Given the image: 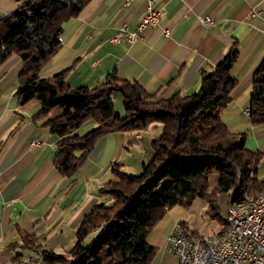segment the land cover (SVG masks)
<instances>
[{
	"label": "trees",
	"instance_id": "obj_1",
	"mask_svg": "<svg viewBox=\"0 0 264 264\" xmlns=\"http://www.w3.org/2000/svg\"><path fill=\"white\" fill-rule=\"evenodd\" d=\"M17 1L18 6L0 18V64L12 54L21 57L18 103L40 101L32 118L43 119L58 136L54 165L62 175L77 172L98 137L162 123L159 136L151 139L152 157L138 173L111 164L115 176L100 192L112 202L91 207L67 252L40 248L38 237L26 231H21V247L40 248L41 259L50 264H150L157 251L148 240L150 231L168 209L189 207L196 197L207 196L210 172L218 174V190L231 195H252L264 187V175L258 174L264 151L248 148L247 133L231 130L221 118L238 84L231 71L239 54L236 42L212 69L202 70L199 88L188 94L149 92L137 81L120 78L115 69L96 85L72 86L66 79L72 65L51 76L40 71L60 47L64 22L90 0ZM116 94L122 97L124 113L115 109ZM249 105L251 124H263L264 58L253 73ZM90 119L96 125L78 133ZM209 202L218 214L216 197Z\"/></svg>",
	"mask_w": 264,
	"mask_h": 264
},
{
	"label": "crops",
	"instance_id": "obj_2",
	"mask_svg": "<svg viewBox=\"0 0 264 264\" xmlns=\"http://www.w3.org/2000/svg\"><path fill=\"white\" fill-rule=\"evenodd\" d=\"M157 3V25L144 29L131 42L123 39L113 43L110 36L122 22L134 28L141 20L145 0H131L129 4L125 0H90L77 16L64 22L60 47L40 75L51 76L72 65L66 76L68 83L93 86L115 69L120 78L137 81L149 92L161 96L177 91L188 94L199 88L202 70L212 69L236 42L239 54L231 71L238 84L230 103L221 110L222 120L234 129L236 110L250 104L253 73L264 58V0ZM18 4L17 0H0V18ZM204 15L215 21L202 22L199 17ZM22 65L17 54L0 64V264H18L22 253L32 255L29 264H50L41 259L40 248L67 252L83 216L95 203L107 200L96 180L111 165L110 152L115 143L113 132L98 137L76 174L62 175L54 165L58 136L43 124V119L32 118L40 101L18 103L15 92ZM83 125L88 130L96 121L90 119ZM252 131L257 149L264 151V123L254 125ZM133 132L134 141L145 140L140 130ZM137 134L142 138L137 139ZM32 139L42 143L32 144ZM131 143L128 140L124 146L129 148ZM175 222H184L190 231L198 233L187 207L168 209L148 235L157 247L150 264H179L177 256L165 249ZM21 231L34 233L41 247H21Z\"/></svg>",
	"mask_w": 264,
	"mask_h": 264
},
{
	"label": "built area",
	"instance_id": "obj_3",
	"mask_svg": "<svg viewBox=\"0 0 264 264\" xmlns=\"http://www.w3.org/2000/svg\"><path fill=\"white\" fill-rule=\"evenodd\" d=\"M130 2L125 0L126 4ZM145 2L146 11L138 24L131 28L128 22H122L110 36L111 42L118 43L123 39L131 42L140 37L144 29L160 21L157 0ZM199 18L203 22L213 20L209 15ZM249 112L248 104L244 113ZM30 143L39 145L42 142L32 139ZM230 216L234 226L228 235H221V230L210 234L192 233L181 222H176L167 237L165 249L177 256L179 264L198 261V256H207V264H264V194L253 202L249 213L230 212ZM32 260V255L22 253L18 264H29Z\"/></svg>",
	"mask_w": 264,
	"mask_h": 264
},
{
	"label": "rangeland",
	"instance_id": "obj_4",
	"mask_svg": "<svg viewBox=\"0 0 264 264\" xmlns=\"http://www.w3.org/2000/svg\"><path fill=\"white\" fill-rule=\"evenodd\" d=\"M214 21L215 19L213 18V20L204 22V23H212ZM114 98L115 99L113 101H114L115 109L120 113H124L122 97L119 94L118 95L116 94ZM244 109L245 107L241 109L239 108L238 110H236L237 116L235 119V124H236L235 128L231 129L229 126L228 127L233 131L246 132L247 133V141H246L247 147L252 150H256L258 148L257 141L252 131L254 125L251 124L249 117L245 115ZM85 129H86V125H83V127L80 128L79 131L77 132L80 134H83L87 131ZM136 130H140L142 135H144L145 140H143L142 142H137V140L134 141L133 140V135H134L133 130L115 131L112 133V141L115 144H112V149L110 152L111 158H109L112 161V163L114 162H116L117 164L119 163L123 170L132 172V173H138L142 167L141 163H143V161H148L152 157L153 150L151 147V139L154 136L156 137L159 136L162 130V123L159 121L151 122L147 126H145V128L136 129ZM136 138L141 139L142 136L140 134H137ZM128 140L132 141L133 144L132 143L129 144L130 147L126 148L124 145H127ZM146 148L149 151H146ZM258 174L260 176L264 175V159L263 158L260 161V164L258 166ZM114 176L115 175L111 170V165L106 166L105 170L102 171L101 173V178L99 180L98 179L96 180V184L103 186L110 179L114 178ZM217 178H218L217 172L215 171L210 172L208 176V189H207L209 194L207 196H203V197L201 196V197L195 198L192 204L189 207H187L190 210L191 217L194 219L196 223L194 227L197 229L198 233L200 234H210L214 230L226 226V217L229 211L228 207H229V202L231 200V194H229V192L227 191L218 190ZM99 192H100V189H99ZM249 193H253V192H249ZM101 194L105 195V193H101ZM105 196L107 199L106 200L107 203H109L110 200H111L110 202H112V199L108 195H105ZM209 197H216V202L218 205L217 207L218 214L216 215L213 214L214 209H212L210 206ZM103 200L105 201V199ZM174 207L175 208L176 207L186 208V207H183L182 205H175Z\"/></svg>",
	"mask_w": 264,
	"mask_h": 264
},
{
	"label": "bare ground",
	"instance_id": "obj_5",
	"mask_svg": "<svg viewBox=\"0 0 264 264\" xmlns=\"http://www.w3.org/2000/svg\"><path fill=\"white\" fill-rule=\"evenodd\" d=\"M249 114V113H247ZM264 194V187L252 195H247L243 197L237 196L236 192L231 195V200L229 204V211L236 214H246L252 211L253 202L260 198ZM228 211L226 217V226L221 230V235H228L232 232L234 226V219L230 216ZM187 264H207V256H198V261H187Z\"/></svg>",
	"mask_w": 264,
	"mask_h": 264
}]
</instances>
